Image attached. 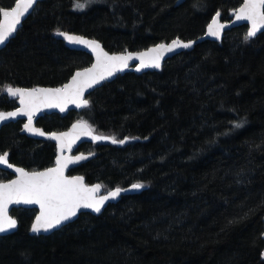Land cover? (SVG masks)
I'll list each match as a JSON object with an SVG mask.
<instances>
[{"label":"trees","instance_id":"1","mask_svg":"<svg viewBox=\"0 0 264 264\" xmlns=\"http://www.w3.org/2000/svg\"><path fill=\"white\" fill-rule=\"evenodd\" d=\"M242 2L100 0L76 10L74 0H39L0 50V111L17 106L6 86L58 87L90 65L57 30L95 38L109 52L138 51L195 39L217 11L229 20ZM246 33L233 27L160 70L118 74L88 95V107L40 116L47 131L81 120L99 135L128 137L80 144L96 155L68 174L104 191L145 187L48 235L30 232L35 209H12L18 227L0 236V264H264V31L247 42ZM22 124L0 128V152L28 170L52 165L56 144L27 136Z\"/></svg>","mask_w":264,"mask_h":264},{"label":"snow or ice","instance_id":"2","mask_svg":"<svg viewBox=\"0 0 264 264\" xmlns=\"http://www.w3.org/2000/svg\"><path fill=\"white\" fill-rule=\"evenodd\" d=\"M91 0H74L76 9H84ZM37 0H15L13 7H0V45H4L17 32L22 18L34 10ZM236 19L247 21L249 27L244 37L245 41L257 36L264 28V0H243L238 9L234 10ZM221 13L216 12L211 22L207 24V34L219 37L224 25L219 22ZM56 34L62 36L66 41L73 44L83 45L90 48L95 56V62L90 67L77 70L71 79L56 88H19L6 86L8 95L19 98V107L14 111H0V122L17 116H26L27 123L24 130L38 135H45L43 131L33 127V118L36 112L44 108H58L63 112L68 105L77 108L88 107L90 101L85 98L86 90L112 76L116 71L128 67L131 60H139L137 71L142 68H160L161 60L166 53L173 52L176 48H190L193 41L184 42L180 38L173 39L171 43H159L141 52H126L120 54H109L101 48L96 40L86 39L80 35L69 34L57 30ZM246 119L232 122L235 129L242 128ZM50 138L57 141V155L55 166L45 168L42 171H26L24 168L15 167L17 174L15 179L7 182L0 181V233L17 227L18 221L9 215V205L24 204L38 205L39 212L31 224V232H48L63 226L65 222L76 217L81 209H90L100 213L105 202L110 198L115 199L121 192L120 187L100 195L101 185L91 186L84 183L82 176L65 175V170L70 164L84 160V155L66 156L64 150L69 151L72 145L81 136H91L95 140H111L113 144H124L128 137L117 139L115 136L93 135V129L87 121L74 123L68 132L51 133ZM8 153L0 155V164L13 168L8 163ZM142 183H133L131 189L144 188ZM231 223V222H230ZM264 255V253H262Z\"/></svg>","mask_w":264,"mask_h":264},{"label":"water","instance_id":"3","mask_svg":"<svg viewBox=\"0 0 264 264\" xmlns=\"http://www.w3.org/2000/svg\"><path fill=\"white\" fill-rule=\"evenodd\" d=\"M38 1H39V0H37V2H38ZM184 1H185V0H176V5L181 4V3L184 2ZM36 4H37V3H36ZM13 6H15V3L13 4ZM13 6H11V7H13ZM31 12H32V10H30V12H29L28 14H26L24 18H22V22L26 19V17H27ZM22 22H21V24H22ZM210 22H211V21H210ZM210 22H209V23H210ZM219 22H220V18H219ZM220 23L224 25V28L221 30V33H220L219 37H215V36H210V35H208V34H207V26H206L204 33L201 34V35H199V36L196 37L195 39H192V40H182V39H181V40L184 41V42H187V41H193V45H192V47H190V48H176V49H174L173 52L166 53V54L164 55L163 59L161 60V67H160V68L147 67V68H142L140 71H137V70H136V67H137V65L139 64V60H136V59L131 60V61H129V63H128V67L123 68L122 70L116 71L112 76L107 77L105 80H103V81H101L99 84L95 85L92 89H88V90H86L85 98L88 99V95H89L92 91H94L95 89H97L98 87H100L103 83L113 80L118 74H123V73H125V72H129V71L140 74V73H143V72H145V71H147V70H153V71H155V70H160V69L162 68V66H163V64H164V62H165V60H167L168 58L172 57L173 55H175V54H177V53H179V52H181V51H183V50H191L196 44H198V43H200V42H202V41H204V40H209V41H214V42H220V41L222 40V38H223L225 32H226V31H229L231 28L236 27V26L246 25V26H247V30H248V27L250 26L249 23H248L247 21H243V20H239V21H238V20L236 19L235 14L233 15L232 19H231L229 22H226V23H224V22H220ZM21 24L18 26V29L21 27ZM263 31H264V28H262V29L257 33V35H258L259 33L263 32ZM64 32H67V31H64ZM68 33H69V34H74V35H80V36H83V37H85L86 39H90V40H96V41L100 44L101 48H103V50L106 51V52H108L109 54H120V53H126V52H141V51H146L148 48H151V47L155 46L156 44H159V43H171V41L173 40V39H172V40H170V41H168V42H159V43H156V44H154V45H152V46H149L148 48H145V49H142V50H138V51L109 52V51H107V50L103 47L102 43H101L99 40L95 39V38L87 37V36H84V35H81V34H77V33H72V32H68ZM15 34H16V33H14V35L9 39V41L15 36ZM55 37L58 38V39H60V40H62V41H64L65 44H66L70 49H73V50H79V51H84V52H86L88 55H90V57H91V63H90V65H88V66H86V67H90L91 64L95 62V56H94V54L92 53V51H91L90 48H87V47H85V46H83V45H78V44L69 43V42L66 41L62 36H58L56 33H55ZM175 39H176V38H175ZM9 41H7L4 45H0V50L3 49ZM86 67H83V68H86ZM83 68H80V69H83ZM77 70H79V69H77ZM77 70H75L74 73H75ZM74 73H73V74H74ZM73 74H72V75H73ZM72 75H71V76H72ZM71 76H70V78H69L65 83H67V82L71 79ZM38 87H42V88H56V87H48V86H38ZM58 87H60V86H58ZM14 88H16V87H14ZM19 88H31V87H19ZM5 93H6V95H7L9 98L16 99V101H17V106H16L15 108H13V109H10V110H1V111H14L17 107L20 106V105H19V98H18V97H12V96L8 95L7 90L5 91ZM83 108H85V107L77 108L75 105H68V106L66 107V109H65L63 112H61L60 109H58V108H44V109H41L39 112H36V113L34 114V118H33V127H34V128H38V129H40L41 131H43V132L45 133V135H43V136L38 135V134H35V133H33V132H29V131L24 130V127H23V126H24L25 123H27V117H26V116H17V117H15V118H9V119H7V120H5V121H3V122H0V128H1L3 125L8 124V123H10V122H14V121L22 120V121H23V124H22V128H21V132L24 133V134H26L27 136H30V137L35 138V139H39V140H51V141H54L55 144H56V155H57V141L51 139L49 134H51V133H62V132H68V131L71 129L72 125H73L74 123L78 122L79 120L73 121L69 126L63 128L62 130L55 131V132H47V131H45L44 129H42L41 127H39V126L36 124L37 119H38L40 116L44 115V114H51V113H56V114H58V115H60V116H65V115H67V114H68L69 112H71V111H79V110H81V109H83ZM93 135H99V134L93 132ZM96 141H103V140H95V141H94V140L91 138V136H81V137H80V138H79V139H78V140L72 145V149H71V151H69L67 148H65V150H64V155H66V156H69V155H70V156L84 155V156L86 157L84 160H79V161H77V162L74 163V164H70L69 167L65 170V175H68V176H82V175H80V174H73V175H70V174H68V171L71 170L72 168L77 167V166H79L80 164L86 162L87 160L92 159L93 157H95L96 153H95V152H93V153H85V152H82V151H77V148H78L79 145L82 144V143H85V142H91V143H94V142H96ZM2 154H3V153L0 152V155H2ZM7 159H8V163H9V164H12L14 167H13V168H8L7 165H5V164H0V170H2V171H6V172L10 173V174L12 175V177H11L10 179H8V180H12V179H15V178H16V175H17V174L15 173V171H14V168H15V167H21V168H24V167H22V166H20V165H17V164H14V163L10 162V161H9V156L7 157ZM55 159H56V156H55ZM55 159H54V163H53L52 165L48 166V167H54V166H55ZM48 167H45V168H48ZM45 168L40 169V170H27L26 168H24V169H25L26 171H42V170H44ZM82 177H84V176H82ZM8 180H3V182H7ZM1 181H2V180H1ZM84 183H85L86 185H89V186H91V185H93V184H100V183H98V182H97V183H92V184L86 183L85 178H84ZM100 185H101V184H100ZM101 186H102V185H101ZM120 188L125 189V191L121 192V194H120L118 197H116L115 199H111V198H110L108 201H106V202H105V205L102 207L100 213H95V212H93V211L90 210V209H81L80 212L78 213V215H79L80 213H91V214H93V215H99V214H101V213L103 212V210L107 207V205H108L109 203H115V202H117V201L120 199L121 195H123V194H125V193H131V192H135V191H137V190H133V189H131V186H129V187H120ZM113 189H115V188H112V189H110V190H113ZM110 190H108V191H110ZM138 190H139V189H138ZM108 191H105V192H104L103 187H101V190H100V193H99V194H100V195H106ZM14 208H29V209H35V210H36L35 215L38 214V212H39V206H38V205L11 204V205H9V215H10L11 217H13V216L11 215V211H12V209H14ZM35 215H34V217H33L32 222H33L34 219H35ZM78 215H77L76 217H73L70 221L65 222V224H64L63 226H65V225L71 223L72 221H74V220L78 217ZM13 218H15V217H13ZM15 219H16V218H15ZM16 220H17V219H16ZM31 224H32V223H31ZM63 226H60V227H58V228H56V229H53V230H50V231H48V232L41 231L40 233H33V232H31V230H30V232H31L32 234H35V235H48V234L52 233L53 231H56V230L62 228ZM17 227H18V223H17ZM17 227H16L15 229H11V230H8V231H6V232H2V233H0V236H2V235H6V234H10V233H13L15 230H17ZM30 229H31V228H30Z\"/></svg>","mask_w":264,"mask_h":264},{"label":"rangeland","instance_id":"4","mask_svg":"<svg viewBox=\"0 0 264 264\" xmlns=\"http://www.w3.org/2000/svg\"><path fill=\"white\" fill-rule=\"evenodd\" d=\"M99 1H100V0H91V2L88 3L84 9L88 8L90 5H93V4H95V3H98ZM81 2L83 3V2H85V0H82ZM74 8H75V7H74ZM75 9H76V8H75ZM84 9H82V10H84ZM76 10H81V9H76ZM0 172H1V170H0ZM0 181H1V178H0ZM2 181H3V180H2Z\"/></svg>","mask_w":264,"mask_h":264},{"label":"bare ground","instance_id":"5","mask_svg":"<svg viewBox=\"0 0 264 264\" xmlns=\"http://www.w3.org/2000/svg\"><path fill=\"white\" fill-rule=\"evenodd\" d=\"M14 3H15V2H14ZM242 3H243V2H242ZM242 3H241V4H242ZM12 6H13V5H12ZM238 8H239V7H238ZM238 8H237V9H238ZM233 15H234V14H233ZM233 15H232V17H233ZM232 17H231V19H232ZM231 19H229V20H222V19L220 18V22H224V23H226V22H229ZM210 21H211V20H210ZM210 21H209V22H210ZM60 229H61V228H60ZM58 230H59V229H58ZM56 231H57V230H56ZM53 232H54V231H53ZM263 236H264V233H263Z\"/></svg>","mask_w":264,"mask_h":264},{"label":"flooded vegetation","instance_id":"6","mask_svg":"<svg viewBox=\"0 0 264 264\" xmlns=\"http://www.w3.org/2000/svg\"><path fill=\"white\" fill-rule=\"evenodd\" d=\"M45 131H47V130H45ZM55 131H59V130H51V131H47V132H55ZM54 142V141H53ZM55 143V142H54ZM75 168V167H74ZM73 169V168H72ZM70 171V170H69ZM68 171V172H69Z\"/></svg>","mask_w":264,"mask_h":264}]
</instances>
